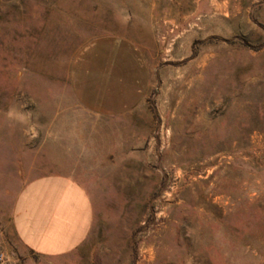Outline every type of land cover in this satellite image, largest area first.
<instances>
[{
	"label": "rangeland",
	"instance_id": "rangeland-1",
	"mask_svg": "<svg viewBox=\"0 0 264 264\" xmlns=\"http://www.w3.org/2000/svg\"><path fill=\"white\" fill-rule=\"evenodd\" d=\"M121 37L151 68L124 123L77 107V52ZM120 127V128H119ZM63 175L95 213L74 264H264V0H0V255L18 196Z\"/></svg>",
	"mask_w": 264,
	"mask_h": 264
},
{
	"label": "crops",
	"instance_id": "crops-1",
	"mask_svg": "<svg viewBox=\"0 0 264 264\" xmlns=\"http://www.w3.org/2000/svg\"><path fill=\"white\" fill-rule=\"evenodd\" d=\"M74 102L100 124L124 123L147 100L151 68L138 45L121 37H100L75 55L68 76ZM120 128V127H119ZM95 213L87 191L63 175L28 183L18 196L12 228L22 264H74L89 239Z\"/></svg>",
	"mask_w": 264,
	"mask_h": 264
},
{
	"label": "built area",
	"instance_id": "built-area-1",
	"mask_svg": "<svg viewBox=\"0 0 264 264\" xmlns=\"http://www.w3.org/2000/svg\"><path fill=\"white\" fill-rule=\"evenodd\" d=\"M0 264H10L9 259L4 254L0 255Z\"/></svg>",
	"mask_w": 264,
	"mask_h": 264
}]
</instances>
